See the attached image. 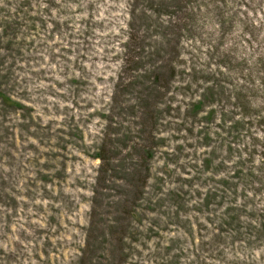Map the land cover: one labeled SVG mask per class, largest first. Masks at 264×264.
I'll use <instances>...</instances> for the list:
<instances>
[{
  "label": "rangeland",
  "instance_id": "1",
  "mask_svg": "<svg viewBox=\"0 0 264 264\" xmlns=\"http://www.w3.org/2000/svg\"><path fill=\"white\" fill-rule=\"evenodd\" d=\"M0 264H264V0H0Z\"/></svg>",
  "mask_w": 264,
  "mask_h": 264
},
{
  "label": "bare ground",
  "instance_id": "2",
  "mask_svg": "<svg viewBox=\"0 0 264 264\" xmlns=\"http://www.w3.org/2000/svg\"><path fill=\"white\" fill-rule=\"evenodd\" d=\"M78 6L81 7V8H86V6H87V2H86V1H81L80 4H79ZM95 12H96V9L93 10L92 15H94ZM84 56H87V58H89L90 60H92V62H90V63L87 64V65H88V66H87L88 69L95 70V71H99L98 69H100V67H101V68L103 67V66H101V65L98 66L96 62H93V59H99V58H101V54H100V52H99V53H95V52L85 51V52H84ZM96 67H97L98 69H97ZM91 70H90V71H91Z\"/></svg>",
  "mask_w": 264,
  "mask_h": 264
}]
</instances>
